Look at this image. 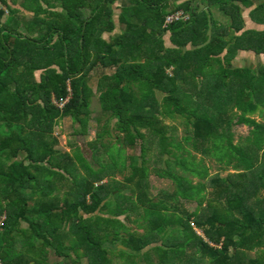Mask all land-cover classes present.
<instances>
[{
    "label": "trees",
    "instance_id": "1",
    "mask_svg": "<svg viewBox=\"0 0 264 264\" xmlns=\"http://www.w3.org/2000/svg\"><path fill=\"white\" fill-rule=\"evenodd\" d=\"M0 1L3 264H116V256L121 264H264V121L253 117L264 120V62L234 66L240 55L264 56V0H200L218 6L225 23L194 1L170 10V0H132L109 42L103 36L114 34L120 0L32 8L36 17L60 16L39 36H24L16 17L4 22L7 10H20ZM247 10L255 27L248 28ZM175 11L191 20L164 27ZM93 79L108 122L87 144L90 163L79 149L59 152L54 130L65 117L77 124L76 136L87 135L90 121L101 125V116L92 117ZM68 82L72 95L60 109L53 99L68 95ZM176 115L192 126L190 158L170 150L165 120ZM237 125L250 129L240 144ZM139 146V157L129 153ZM152 151V170L171 191L152 192ZM206 158L227 175L201 168Z\"/></svg>",
    "mask_w": 264,
    "mask_h": 264
},
{
    "label": "rangeland",
    "instance_id": "2",
    "mask_svg": "<svg viewBox=\"0 0 264 264\" xmlns=\"http://www.w3.org/2000/svg\"><path fill=\"white\" fill-rule=\"evenodd\" d=\"M48 1V2H47ZM1 3V1H0ZM23 9L26 11L31 12L34 8L36 11L42 7L44 8V5H54V4H58L57 1L54 0H23ZM61 5V3H59ZM205 11L206 12H210L211 15L215 18V20H219L218 22L221 23H225L227 21V18L225 16L224 13H222L219 10L218 6H213V7H208V3L205 4ZM217 8V10L215 9ZM85 10V9H84ZM83 10V11H84ZM88 10V9H87ZM57 11H62L61 8H57ZM176 12V11H175ZM186 12V11H185ZM9 13V12H7ZM171 13V12H170ZM85 14V12H84ZM117 8H115V15H117ZM58 17H60L58 15ZM58 17H46L41 15L39 17H36L33 14L32 19H36V22L34 23L33 20L31 21H23L21 23V30L20 32H22V34L25 35H36L39 36V32L40 30L44 29L46 26H48L49 23L51 24H55L57 21L59 20ZM42 18V19H41ZM165 19V18H164ZM73 22H76V19L72 20ZM31 23V24H30ZM62 24L65 23L61 22ZM165 27V26H164ZM168 27V26H167ZM71 28V27H69ZM120 28L122 29V26H120ZM234 66L235 67H242V66H249V65H255L258 62H264V56L263 57H259V56H253V55H240L237 59H235L234 61ZM158 98L161 100L163 97V94L161 92H158ZM96 99V98H95ZM57 99H54V101H56ZM92 109L94 112V116L96 117H100L101 116V108L98 104V100L96 99L92 105ZM254 118H256L258 121L262 122L264 121L263 118H261L259 116V113H256L255 115H253ZM102 118V123L101 125L98 126L97 122L90 121V123H88L87 126V135L84 136H76L74 135L75 130L77 129V124L70 118V117H65L62 118L61 120H58L59 122V126H55V133L54 136L58 138L59 142H60V146L57 148V150L59 152L62 153H68L70 155H73L74 152L79 149L82 153V156L84 157L85 160H87L88 162L92 163V151L90 149V147L87 146L88 143H91L95 140L96 137V133L102 131L104 125L108 122L105 116H101ZM165 124H168V132H167V136L170 138L171 142L174 144L173 145V149H170L172 152L182 156L181 154L185 155L187 158H190L189 156V152H192V148L190 147V145H188L186 143L187 138H189L190 136L193 135V130H192V126L189 123L188 118L186 117H182V116H177L174 120H170V119H166L165 120ZM111 125V126H110ZM114 125V121H110L109 122V129H111V127ZM250 133V129L247 126L244 125H237L234 127L233 129V134L235 137V142L234 144H240L242 139L248 137ZM113 134H115V132H113ZM115 137H112L111 140L114 141ZM110 139L107 137L105 139L106 142H108ZM179 145H182V151H180L178 153V149ZM188 152V153H187ZM130 154H136L138 157L141 154V146H139L137 149H135V151L130 152ZM181 153V154H180ZM154 152L152 151L149 155V158L151 159V170L154 169L157 166V162H156V158L154 156ZM106 156H103L102 158H105ZM197 159L198 162H201V160L205 159L203 158V156L201 155H197ZM172 156L170 157V161L172 163H174L172 161ZM190 161H192V159H190ZM183 162H187L186 161H181ZM204 165H207L210 169H211V173L213 175L219 174L222 176H226L227 175V171H222L219 167V165L216 163V161L212 158H206V161L204 164L201 165V168H204ZM162 168V166H160ZM202 170V169H201ZM177 173L180 175L185 174V172H183V170L181 168L177 169ZM191 180L194 181L195 184L200 183V179L197 177H193L191 174L187 175ZM151 185H152V192L153 194H157L158 191L163 190V191H171L174 186L173 184L169 181V180H161L159 179L153 172L152 170V175H151ZM125 193H130V191L125 190ZM185 208L188 209L189 211H193L197 208V203L193 202H185ZM132 225V224H131ZM26 227V225H24ZM18 233L16 232L14 235L16 236ZM21 238V236H20ZM251 256H253V254H251ZM116 264H121V259L119 257L116 256ZM2 262V261H1ZM3 264V263H2ZM83 264H85V260H83Z\"/></svg>",
    "mask_w": 264,
    "mask_h": 264
},
{
    "label": "crops",
    "instance_id": "3",
    "mask_svg": "<svg viewBox=\"0 0 264 264\" xmlns=\"http://www.w3.org/2000/svg\"><path fill=\"white\" fill-rule=\"evenodd\" d=\"M7 1H8V4L11 7L19 9L20 10V13H18L17 15H15L13 13L11 14L12 11L9 10V13H7V15L4 18V22H6L9 18H15V17L18 18L21 23L23 21H25V20L26 21L32 20V17H33V14L34 13L33 12L26 11V10L23 9V4H22L23 3V0H7ZM191 1H194L193 8H196L197 6H199L201 10H205L206 9L205 8V4H203V2H201L200 0H170V10L173 9V8H175V7H178L179 5H182V4L191 2ZM44 6L46 7L47 5H44ZM52 6H57L58 7L60 5L59 4H54ZM131 6H132V0H120L114 6V8H117V12H118V14L114 16V21H115V24H116V29L114 31V34H109V32H106V34H104V36H103L104 41L109 42L111 38H113V37L121 34L122 29L120 28V24H119V21H118V15L121 12V9L120 8H129ZM215 9L217 10V8H215ZM84 12H85V15L86 16L87 15H90V9H88V10L85 9ZM249 12L247 10L246 13H245L246 14L245 17H246V22L248 24V28L249 27H255V23H253V21L249 17V14H248ZM20 26L18 27L19 30H21V27ZM165 45H166L167 48H172V46L170 45V43L168 41V37L167 36L165 37ZM241 54H246V53H241ZM37 75H38V73H37ZM97 84H98L97 79H93L90 82V84H88V86H90L92 88L93 92H94V96L92 97V105H93V103H94V101L96 99L98 100V97L100 95V92H98V90H97ZM98 104H99V102H98ZM92 105H91V107H92ZM99 106H100V104H99ZM93 110L94 109H92V111ZM92 117L93 118L96 117V116H94V112L92 113ZM57 126H59V122H57L56 127ZM4 216H7V215H4ZM1 224H2V220H1ZM24 225H26V227ZM21 228L25 230V229L28 228V225L25 224V222H24V224H22Z\"/></svg>",
    "mask_w": 264,
    "mask_h": 264
},
{
    "label": "built area",
    "instance_id": "4",
    "mask_svg": "<svg viewBox=\"0 0 264 264\" xmlns=\"http://www.w3.org/2000/svg\"><path fill=\"white\" fill-rule=\"evenodd\" d=\"M1 5V3H0ZM7 12H9L7 10ZM191 20V15L188 14L187 12L185 11H176V12H171L169 14H167L165 16V19H164V26L167 27L173 23H177V22H188ZM67 92H68V95L62 99V100H56L54 101L53 99V103L56 107L62 109L64 108V106L69 102L70 98H71V95H72V90H71V87H70V84L68 82V88H67ZM7 219V216H4L3 219H2V225H4V222L6 221ZM198 234L206 240L207 243H209L212 247H215V248H218L217 246H215V244L211 243L208 239H206V237L204 236L203 232L197 230ZM0 264H2V262L0 261Z\"/></svg>",
    "mask_w": 264,
    "mask_h": 264
}]
</instances>
